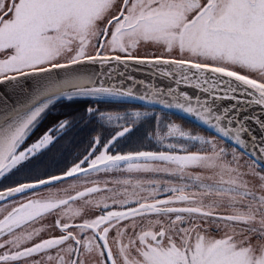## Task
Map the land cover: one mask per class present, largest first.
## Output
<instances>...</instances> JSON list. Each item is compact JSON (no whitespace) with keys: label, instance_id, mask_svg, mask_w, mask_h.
<instances>
[{"label":"snow or ice","instance_id":"1","mask_svg":"<svg viewBox=\"0 0 264 264\" xmlns=\"http://www.w3.org/2000/svg\"><path fill=\"white\" fill-rule=\"evenodd\" d=\"M62 97L130 103L31 139ZM0 181V264H264V0H0Z\"/></svg>","mask_w":264,"mask_h":264},{"label":"trees","instance_id":"2","mask_svg":"<svg viewBox=\"0 0 264 264\" xmlns=\"http://www.w3.org/2000/svg\"><path fill=\"white\" fill-rule=\"evenodd\" d=\"M129 103L130 102L127 100L106 98V97L99 98L96 100L87 97H77L72 100H65V99L57 100L53 105V109L49 111L47 116L35 128V130L31 134V139H36L39 136H41L43 132L46 131L47 128L51 125V122L54 121L55 119L66 118L72 116L75 113H82L90 104H99L101 108H107L109 110L115 109V110L123 111L125 107L128 106ZM136 103L139 104V102ZM144 107H153L159 109L157 107L147 106V105H144ZM165 113H166L165 116L166 119L168 117H171V120L173 121H175L174 119H176L180 121V123L181 122L185 123V125L187 126L186 129L188 130L201 131L199 125H196L195 123L183 119L173 113H169L166 111ZM153 119L154 118L145 120L143 123L138 125L136 129H133L132 132L128 134L129 137L131 138L128 139L123 146L125 148L134 147L135 144L138 142V140H142L143 137L147 134V131L150 130ZM181 126L183 127V125ZM96 130L102 131L105 135L113 132V129L106 125L97 126L92 129H88L87 127H85L83 131L77 129L76 131L73 132V136L75 138L74 143L66 146L63 157L59 161V165L63 166L66 164H70L71 161L73 160L75 153L78 150H83L86 147L88 135ZM201 134L208 135V133H204V132H202ZM121 139L123 140L125 138H121Z\"/></svg>","mask_w":264,"mask_h":264},{"label":"rangeland","instance_id":"3","mask_svg":"<svg viewBox=\"0 0 264 264\" xmlns=\"http://www.w3.org/2000/svg\"><path fill=\"white\" fill-rule=\"evenodd\" d=\"M176 123L183 125L184 128H187V126L185 125V123L178 121L176 119H174ZM128 174L120 172V173H100V174H96L92 177L89 178V180H95V181H99V187L103 188L105 186L104 182L105 181H111V183H108V187L115 189L117 193L122 192L124 190V185L122 184H117L115 183V181L117 180H123L125 178H127ZM88 186H93L92 184H89ZM79 190H83V186L80 184H77L76 186ZM65 189H67L68 193H71L72 195H75V190L70 188L68 186V183H65L63 185H59L57 186L56 189L53 190L52 195L57 196V197H61L64 198L66 196V192L64 191ZM49 193L47 192V190H45L42 195H48ZM108 195H112V193H105V192H101V193H97L94 194L90 199L93 200H103L105 196ZM109 203H111V201H108ZM3 211L0 210V217L3 216ZM47 225L44 224L43 222H41V224L37 225V227H46Z\"/></svg>","mask_w":264,"mask_h":264},{"label":"water","instance_id":"4","mask_svg":"<svg viewBox=\"0 0 264 264\" xmlns=\"http://www.w3.org/2000/svg\"><path fill=\"white\" fill-rule=\"evenodd\" d=\"M136 75L138 76V78H143L141 73H137ZM76 98H77V97H76ZM103 98H104V97H103ZM106 98H110V97H106ZM60 99H64V98L62 97V98H60ZM60 99H59V100H60ZM152 106L160 108L159 105H152ZM164 110H165V111H168V112H171V113H174V114H176V115H179V116H181V117H183V118L189 119L190 121H192V122H194V123H196V124L199 125V122L196 121L195 118L192 117V116H189V115L183 114V113L178 112V111H176V110H167V109H164ZM199 126L203 127V125H199Z\"/></svg>","mask_w":264,"mask_h":264},{"label":"flooded vegetation","instance_id":"5","mask_svg":"<svg viewBox=\"0 0 264 264\" xmlns=\"http://www.w3.org/2000/svg\"><path fill=\"white\" fill-rule=\"evenodd\" d=\"M34 140V139H33ZM74 158V157H73ZM3 184V181H0V185H2ZM3 214V213H2ZM0 218H2V217H0Z\"/></svg>","mask_w":264,"mask_h":264}]
</instances>
